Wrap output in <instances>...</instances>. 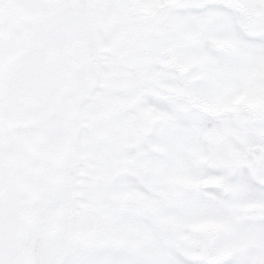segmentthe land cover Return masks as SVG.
Listing matches in <instances>:
<instances>
[{
  "label": "snow or ice",
  "instance_id": "obj_1",
  "mask_svg": "<svg viewBox=\"0 0 264 264\" xmlns=\"http://www.w3.org/2000/svg\"><path fill=\"white\" fill-rule=\"evenodd\" d=\"M0 264H264V0H0Z\"/></svg>",
  "mask_w": 264,
  "mask_h": 264
}]
</instances>
